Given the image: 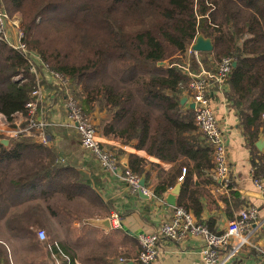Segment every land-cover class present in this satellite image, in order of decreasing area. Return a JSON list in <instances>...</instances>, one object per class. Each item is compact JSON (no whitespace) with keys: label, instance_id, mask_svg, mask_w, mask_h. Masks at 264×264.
Instances as JSON below:
<instances>
[{"label":"trees","instance_id":"trees-1","mask_svg":"<svg viewBox=\"0 0 264 264\" xmlns=\"http://www.w3.org/2000/svg\"><path fill=\"white\" fill-rule=\"evenodd\" d=\"M0 10L20 16L26 49L70 81L69 90L101 132L135 141L151 156L198 174L212 168V146L192 109L180 104L188 77L182 65H173L176 56L197 70L201 56L209 71L222 57H233L226 98L251 147L257 128L264 129V0H0ZM199 33L211 38V52L188 51ZM29 66L0 39V113L7 121L25 113L36 86ZM96 110L105 116L95 117ZM130 157L129 169L144 173L145 159ZM78 174L33 137L0 143V221L8 234L35 237L34 227L17 223V216L68 210L60 201L82 193ZM197 186L184 177L177 200L195 215L202 195ZM2 248L0 239V254Z\"/></svg>","mask_w":264,"mask_h":264},{"label":"crops","instance_id":"crops-1","mask_svg":"<svg viewBox=\"0 0 264 264\" xmlns=\"http://www.w3.org/2000/svg\"><path fill=\"white\" fill-rule=\"evenodd\" d=\"M40 80L46 92L43 116L50 122L60 121L65 114L63 91L58 81L45 73L40 74ZM224 90H229L228 83ZM224 90L211 93V104L226 140L229 171L223 182L213 179L210 170L198 174L182 168L176 161L160 160L136 149L135 141L125 143L111 133L101 132L95 125L104 146L118 154L120 166L115 173L104 169L90 151L80 146L74 132L56 127L50 129L46 146L62 167L79 172L77 181L84 188L70 202L61 199V209L68 210H61L54 216L46 214L45 210L37 216H17V223L44 229L46 239H38L36 230L32 238L20 240L9 236L8 241H2L0 264H125L129 261L139 264L138 234L154 232L163 221L171 218L173 207H179L177 200L184 177L196 183L202 194L198 198L199 212L195 215L193 209L189 211L213 232H223L241 209L257 208L255 228L248 242L236 248L232 256L228 253L234 243L221 247L216 264H263L259 247L264 244V144L258 148L256 143L264 140V129L257 128L251 147ZM185 96L184 105L189 108L188 94ZM131 155L145 159L142 174L147 196L132 191L120 177L122 170L129 168ZM180 175H183L182 181H178ZM255 179L260 180L259 185L255 184ZM177 184L180 187L175 195V206H171L166 197ZM12 210L8 208V221ZM114 211L120 216L119 228L104 229L88 222L89 219L108 218ZM203 245L200 235H189L179 242L161 237L153 264H206L200 253Z\"/></svg>","mask_w":264,"mask_h":264},{"label":"built area","instance_id":"built-area-1","mask_svg":"<svg viewBox=\"0 0 264 264\" xmlns=\"http://www.w3.org/2000/svg\"><path fill=\"white\" fill-rule=\"evenodd\" d=\"M0 13H2L0 14V23L2 24V22L6 21L7 16L3 10H0ZM3 28L0 25V34L4 31ZM10 46L23 54L28 60L29 69L36 79V86L30 92L29 100L25 104V113H17L16 118L13 119L15 128L12 129V136L25 134L33 137L38 143L48 145L50 129L56 127L70 130L75 133L80 146L90 151L104 169L116 173L120 166L117 155L105 147L98 137L97 130L89 115L82 109L69 90L66 77L50 69L36 54L26 49L24 43L20 42L19 37L17 43L10 44ZM188 51L192 52L191 47ZM194 54L197 55V52H194ZM232 64L233 57L224 56L219 61L215 71L200 68L195 73L181 66V69L188 77V98L189 102L193 104L194 122L206 138V141L212 146V168L210 173L213 179L222 182L227 179L229 171L227 148L224 130L220 126L211 104V93L214 90L221 92L225 89L227 76ZM42 73L56 79L63 91L61 94L65 114L60 121L50 122L43 116V101L46 92L40 82V74ZM262 117L264 118V113ZM139 176V174L132 172L129 168H124L120 174L121 179L132 191H137L139 188ZM182 179L183 175H180L178 181H182ZM259 181V179L254 180L257 185L260 184ZM146 192L144 188L143 193ZM257 216V208L247 206L241 209L233 220L229 221L223 232L217 233L198 222L189 210L181 206L173 207L171 218L163 221L156 231L138 234L139 251L137 261L139 264H153L158 253L157 243L161 237L179 242L189 235H200L204 240V245L200 252L202 260L206 264H216L219 261L221 247L227 243H234L233 248L228 253V256H232L236 248L248 242L249 235L255 228L254 223L257 220ZM108 219L110 227H120V216L116 211L112 212ZM36 236L42 241L46 239V233L43 229L36 230ZM259 256L264 264V244L259 247Z\"/></svg>","mask_w":264,"mask_h":264},{"label":"rangeland","instance_id":"rangeland-1","mask_svg":"<svg viewBox=\"0 0 264 264\" xmlns=\"http://www.w3.org/2000/svg\"><path fill=\"white\" fill-rule=\"evenodd\" d=\"M2 14V13H0ZM6 15V14H5ZM7 16V19L6 21L2 22V24L0 23V25H2L4 28L0 34V39L3 38L7 41V43L10 45V44H16L17 41H18V37L20 38V42L24 43L23 42V32L20 28V16L18 14H15L13 16ZM32 52V51H30ZM35 54V53H34ZM201 58V62L198 64L199 67H198V70L200 68L204 69V70H208L207 68V64L206 63H202V60L203 58L200 56ZM212 59V58H211ZM173 65H182L183 68H186L188 69L189 71L191 72H198L197 68L195 67V69L193 68L192 69V64H190L189 62V59L187 57H184V56H179V57H174L173 58ZM211 61H213V64H214V59H212ZM165 63L164 62H161L159 63V65H164ZM181 67V66H180ZM67 79V78H66ZM69 82L68 81V85H69ZM69 87V86H68ZM188 94V84L185 88V92H184V95L182 97H186L185 95ZM95 117H102L104 116V112L103 111H95L94 114H93ZM93 125H98V121H95L91 116H89ZM15 128V126L13 125V119L11 121H7V119L0 113V138H13V137H16V136H12L11 132H12V129ZM24 136H26L25 134H23ZM31 137V136H30ZM4 218L3 220L0 221V239L2 241H8V238H9V234L8 232L5 230L4 226ZM45 228H48V226H46ZM40 229L39 227H34V231L35 230H38ZM44 230V229H43ZM45 231V230H44ZM46 233V231H45ZM51 235V234H50Z\"/></svg>","mask_w":264,"mask_h":264},{"label":"water","instance_id":"water-1","mask_svg":"<svg viewBox=\"0 0 264 264\" xmlns=\"http://www.w3.org/2000/svg\"><path fill=\"white\" fill-rule=\"evenodd\" d=\"M191 50L194 52H211L213 50V43L211 38L209 37H205L203 34L199 33L193 43L191 44ZM233 65H235V63H233ZM186 101V97H181L180 98V104H184V102ZM190 109H193V104L189 103L188 104ZM0 143L4 146H7L9 143V139L8 138H0ZM264 144V140L260 139L257 141L256 145L258 148L263 147ZM139 188L137 189V192L140 196H147L146 193H143V189L145 188V175L141 174L139 176ZM180 185L177 184L174 189L172 190V192L166 197V201L169 205L171 206H175V195L178 193ZM89 223L104 228V229H109L110 228V222L108 218H102V219H89L88 220ZM125 264H133V262L129 261Z\"/></svg>","mask_w":264,"mask_h":264}]
</instances>
